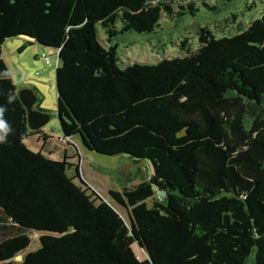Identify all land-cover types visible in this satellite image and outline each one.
Masks as SVG:
<instances>
[{
  "label": "trees",
  "instance_id": "1",
  "mask_svg": "<svg viewBox=\"0 0 264 264\" xmlns=\"http://www.w3.org/2000/svg\"><path fill=\"white\" fill-rule=\"evenodd\" d=\"M210 1L0 0V107L12 129L0 144V264H264V13L245 28L237 15L202 27L196 50L184 38L181 56L155 64L117 57L118 37L155 34L164 18L215 10ZM21 37L58 55L66 145L148 164V179L111 189V204L79 154L27 147L49 135L29 130L3 60ZM36 233L40 247L16 261Z\"/></svg>",
  "mask_w": 264,
  "mask_h": 264
},
{
  "label": "rangeland",
  "instance_id": "2",
  "mask_svg": "<svg viewBox=\"0 0 264 264\" xmlns=\"http://www.w3.org/2000/svg\"><path fill=\"white\" fill-rule=\"evenodd\" d=\"M209 6L216 9L209 10L198 5L199 12L194 17L188 14L182 18H164L161 28L155 34L141 35L129 32L118 37L115 43L119 45L117 52L119 66L123 67L128 63L155 64L165 58L181 56L184 52L180 49L179 40L188 38L191 49L196 50L199 45L200 28L215 26L232 15H237V22L245 28L264 13V0H232L230 2L211 0ZM248 6L252 8L247 10ZM212 29L217 32V29ZM215 31L214 33L220 37L221 35ZM236 33L237 30H233L232 34L228 35ZM100 35L104 37L101 29ZM28 41L24 38L9 39L3 48L4 61L11 71L18 91L23 89L35 91L38 97L36 108L51 115V121L42 129L49 135V139L44 141L39 139L38 135L30 136L25 141L27 147L34 152L43 150L45 154L54 150L56 152L54 157L58 160L62 158L61 153L65 150H68L69 157L79 154L73 161L80 164L85 180L109 203H111L109 197L111 189L120 190L123 186L135 185L148 179L152 174V168L148 164H139L127 156L110 158L89 152L80 140L74 142L75 148L66 145L58 117L56 82L58 55L54 50L45 49L40 45H28ZM24 46L26 48L22 51ZM44 55L50 57V63L46 62ZM121 211L125 210L121 208ZM122 214L125 217L124 212ZM39 237V234L32 236L29 250L19 256L16 261L21 262L24 255L40 247ZM135 249L141 251L137 246Z\"/></svg>",
  "mask_w": 264,
  "mask_h": 264
},
{
  "label": "water",
  "instance_id": "3",
  "mask_svg": "<svg viewBox=\"0 0 264 264\" xmlns=\"http://www.w3.org/2000/svg\"><path fill=\"white\" fill-rule=\"evenodd\" d=\"M18 95L27 111V124L30 131H39L49 124L51 115L36 108L38 97L35 91L23 89Z\"/></svg>",
  "mask_w": 264,
  "mask_h": 264
},
{
  "label": "clouds",
  "instance_id": "4",
  "mask_svg": "<svg viewBox=\"0 0 264 264\" xmlns=\"http://www.w3.org/2000/svg\"><path fill=\"white\" fill-rule=\"evenodd\" d=\"M14 99H15L14 96H9L8 98L9 103H11ZM4 110H5L4 108L0 107V144L7 142L8 136L12 131L11 125L2 116V113L4 112ZM63 139H65L64 135H63Z\"/></svg>",
  "mask_w": 264,
  "mask_h": 264
},
{
  "label": "built area",
  "instance_id": "5",
  "mask_svg": "<svg viewBox=\"0 0 264 264\" xmlns=\"http://www.w3.org/2000/svg\"><path fill=\"white\" fill-rule=\"evenodd\" d=\"M44 58H45L47 63H50V61H51L50 57H47V56L44 55Z\"/></svg>",
  "mask_w": 264,
  "mask_h": 264
},
{
  "label": "crops",
  "instance_id": "6",
  "mask_svg": "<svg viewBox=\"0 0 264 264\" xmlns=\"http://www.w3.org/2000/svg\"><path fill=\"white\" fill-rule=\"evenodd\" d=\"M21 38H24V39H28V38H25V37H21ZM3 60H4V55H3ZM5 62V61H4ZM6 63V62H5ZM7 65V64H6ZM8 66V65H7ZM44 131V130H43ZM65 151H67V154H68V150H65ZM65 151H63V153L65 152ZM62 154V153H61ZM37 234V233H36ZM18 258V257H17ZM16 258V259H17Z\"/></svg>",
  "mask_w": 264,
  "mask_h": 264
},
{
  "label": "flooded vegetation",
  "instance_id": "7",
  "mask_svg": "<svg viewBox=\"0 0 264 264\" xmlns=\"http://www.w3.org/2000/svg\"><path fill=\"white\" fill-rule=\"evenodd\" d=\"M41 131V130H40Z\"/></svg>",
  "mask_w": 264,
  "mask_h": 264
}]
</instances>
